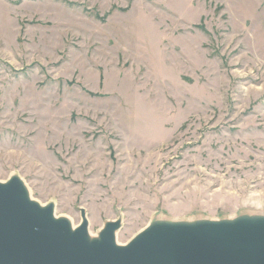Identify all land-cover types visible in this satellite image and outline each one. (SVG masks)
I'll use <instances>...</instances> for the list:
<instances>
[{"label": "rangeland", "instance_id": "rangeland-1", "mask_svg": "<svg viewBox=\"0 0 264 264\" xmlns=\"http://www.w3.org/2000/svg\"><path fill=\"white\" fill-rule=\"evenodd\" d=\"M97 237L264 217V0H0V182Z\"/></svg>", "mask_w": 264, "mask_h": 264}, {"label": "water", "instance_id": "water-1", "mask_svg": "<svg viewBox=\"0 0 264 264\" xmlns=\"http://www.w3.org/2000/svg\"><path fill=\"white\" fill-rule=\"evenodd\" d=\"M120 226L109 222L92 239L84 212L74 229L18 177L0 182V264H264V217L157 222L126 245L116 241Z\"/></svg>", "mask_w": 264, "mask_h": 264}, {"label": "bare ground", "instance_id": "bare-ground-1", "mask_svg": "<svg viewBox=\"0 0 264 264\" xmlns=\"http://www.w3.org/2000/svg\"><path fill=\"white\" fill-rule=\"evenodd\" d=\"M31 197V196H30ZM33 200V199H32ZM56 216V215H55ZM57 217V216H56ZM57 218H60V217H57ZM227 221H232V220H227ZM161 222V221H160ZM197 222H200V221H197ZM155 223H157V222H155ZM175 223H195V222H175ZM71 224H72V227L74 228V229H76L78 226H76L74 223H72L71 222ZM154 224V223H153ZM152 225V224H151ZM90 234V233H89ZM90 237L92 238V239H98L99 238V235L97 236V237H92L91 235H90Z\"/></svg>", "mask_w": 264, "mask_h": 264}]
</instances>
